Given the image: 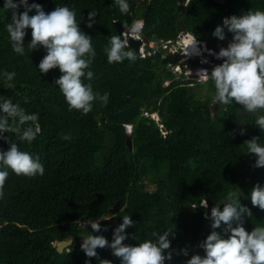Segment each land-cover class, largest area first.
Listing matches in <instances>:
<instances>
[{"label":"trees","instance_id":"16d2710c","mask_svg":"<svg viewBox=\"0 0 264 264\" xmlns=\"http://www.w3.org/2000/svg\"><path fill=\"white\" fill-rule=\"evenodd\" d=\"M34 2L46 13L62 5L75 9L77 21L81 18L78 27L92 39L95 50L89 65L94 74L93 91L107 90L109 96L107 104L94 99L87 114L69 110L54 84L59 70L42 74L35 69L45 52L27 46L30 29L25 30L24 55L13 53L4 28L11 11H0V70L16 74L12 88L0 77V96L19 104L26 113L35 112L40 128L30 143L3 133L8 142L0 138V150H6L14 140L21 151L44 166V174L33 177L9 170L5 195L0 199V264H85V260L93 264L80 249L79 240L90 233L110 241L124 215L133 221V226L125 229L128 244L151 238L152 231L168 230L173 231L170 248L177 253L187 248L189 253L211 230L205 216L213 206L222 208L226 193L235 187L242 193L240 203L252 214L244 219L245 230L264 225V211L253 207L247 198L253 185L264 184V167H253L254 157L246 154L243 144L253 136L264 143V130L255 125V115L239 104L213 103L211 81L189 86L180 80L182 75L174 80L162 51L147 58L133 52L134 62L107 61L105 48L109 37L117 33L113 22L129 27L141 17L145 4L140 7V0H128V12H121L116 0ZM146 4L150 8L143 18L142 35L147 40H175L184 30L217 46L231 37L226 32L225 40L218 41L211 35L223 18L248 10L264 11V0H188L183 11H177L178 0H148ZM92 10L96 23L88 28L85 22ZM165 80L169 81L166 87L162 85ZM204 88L207 96L199 91ZM135 105L140 110L132 120L108 118ZM152 113L157 114L159 124L146 116ZM122 124L132 125L129 136ZM160 126L167 133L162 134ZM240 128L244 135L239 134ZM147 183L154 186L153 191L146 189ZM202 200H206V208L201 207ZM116 202L119 210L112 223L106 218ZM85 220H97L106 230L92 232L80 224ZM63 239L73 241L58 253L54 242ZM96 251L102 260L119 264L107 247ZM188 258L175 254L165 264H184Z\"/></svg>","mask_w":264,"mask_h":264},{"label":"clouds","instance_id":"9594fccd","mask_svg":"<svg viewBox=\"0 0 264 264\" xmlns=\"http://www.w3.org/2000/svg\"><path fill=\"white\" fill-rule=\"evenodd\" d=\"M147 1L145 0L146 6L149 5L146 4ZM116 2L121 12H128V0H116ZM187 3L188 0L182 2L184 8ZM6 10L11 11L10 22L6 23L4 28L12 52L24 55L25 30L30 29L31 39L27 46L31 50L43 48L45 52L35 69L42 74L51 69L59 70L60 75L55 79L54 84L58 86L69 110L76 109L87 114L93 107L94 99L104 104L108 103L107 90L103 93L93 91L91 80L94 74L89 65L95 57V50L92 39L78 27L81 18L77 21L75 9L62 5L55 6L46 13L34 0L32 3H29V0H3L0 11ZM29 13L34 14L29 15ZM95 17L94 10L88 11L85 26L91 28L96 23ZM143 29L144 20L139 17L129 27H124L121 34L113 33L109 37L110 44L105 48L107 61L112 63L128 59L134 62L136 60L134 53L139 58L151 57L158 51L164 54V49H156L151 44L157 46L160 41H166V44L170 45L171 41L147 40L142 35ZM183 32L185 34L179 36V39L185 38L186 52L196 51L197 48L202 50L199 56L194 57L202 60V63L196 60L197 63L202 64L197 77L202 82L213 83L215 92L212 102L222 106L234 103L241 105L244 111L255 115L254 123L257 128L264 130V114H258V110H264V11L248 10L242 15L223 18L211 35L218 41L225 40L226 32L231 34V37L217 48L214 44L196 38L192 33L184 30ZM129 40L140 42L136 52L128 50V47L131 48ZM179 46L181 51L182 43ZM180 51L175 52L182 54L177 66L183 70L188 66L183 65V68H180L179 63L186 57ZM175 53L169 52L167 55ZM174 64H171V70ZM169 65L167 64V67ZM15 75V72L0 70V77L5 81L7 88L14 87ZM82 77L89 82H82ZM194 80L198 81L197 78ZM152 114H149L150 117L159 124V119L153 118ZM37 121L38 115L35 112L26 113L19 104L0 96V138L5 139L6 143L8 141L6 137H2L3 133H13L19 140L30 143L40 131ZM28 122H31V126H28ZM122 127L129 136L132 125L122 124ZM161 128L162 126L160 131ZM244 131L240 128L239 134L244 135ZM243 144L246 145V154L250 153L254 157L253 167H264V143H260L258 138L253 136ZM9 170L16 175L26 177L44 174V166L39 159L26 151H21L14 140L8 143L6 150H0V199L5 195V182ZM235 189L226 193V202L222 204V208L213 206L205 216L210 221L211 230L197 245L203 250L204 255L193 254L184 261V264H264V225L253 227L251 231L245 230L242 226L244 219L252 214L247 206L240 203L239 198L242 197V193L237 187ZM247 198L253 207L264 211V184L253 185ZM200 205L206 208V200H202ZM121 221L113 229L110 241L102 235L90 233L84 235L80 239L81 243L79 240V247L85 257H94L97 255L95 251L97 248L105 247L119 259V264H165L166 261L171 262L175 254L188 255L187 248H181L178 253L170 248L169 236L173 231L168 230L152 231L151 238L135 245L122 244V241L128 238L125 229L132 227L133 221L129 215H124ZM80 224H87L92 232L106 230L101 229L97 220H85ZM85 264L90 262L85 260ZM100 264H112V262L101 260Z\"/></svg>","mask_w":264,"mask_h":264},{"label":"water","instance_id":"95a60500","mask_svg":"<svg viewBox=\"0 0 264 264\" xmlns=\"http://www.w3.org/2000/svg\"><path fill=\"white\" fill-rule=\"evenodd\" d=\"M149 8H150V6L147 5L145 10L143 11V13L141 15L142 18L146 17V15L148 14ZM183 10H184V6L182 5V0H178L177 11H183ZM113 24H114V27H115L117 34H121V32L123 31V28H124L123 24L121 22H118V21L113 23ZM128 43H129L130 47L132 48V50L135 52L137 51V49L140 45V42H138V41L129 40ZM181 59H182V54L175 53V54L167 55L166 57H164L163 61L166 62L167 64L171 65V64H174L175 62H179ZM183 65L189 66V65H191V61L190 60H184L183 62L179 63L180 68H183ZM139 110H140L139 106H137V105L131 106L127 109L119 111L116 114L109 115L108 118L113 119V120L119 118L121 120L129 121L138 115ZM161 132L167 133L164 128H161ZM126 145H127L128 149H131V141L129 138L126 139ZM118 207H119V203L116 202L114 204V206L109 210V213L111 215L117 214V212L119 210ZM117 226L118 225H116V227ZM72 241H73L72 239L57 240L54 242V247L58 253H62L65 249H67L72 244ZM81 242L82 241L80 240V243ZM122 244H128L127 240L122 241ZM96 253H97V255L94 257H91V260H92L93 264H100V261L102 260V258L97 251H96ZM193 254H199L201 256L204 255L203 250L197 249V248H195L194 250H192L188 253L189 256H191Z\"/></svg>","mask_w":264,"mask_h":264},{"label":"rangeland","instance_id":"374dc122","mask_svg":"<svg viewBox=\"0 0 264 264\" xmlns=\"http://www.w3.org/2000/svg\"><path fill=\"white\" fill-rule=\"evenodd\" d=\"M141 2L139 3L140 4V6H143L144 4H145V0H140ZM185 33L183 32V31H179V35L177 36L176 35V39L175 40H170L171 41V44L170 45H168V44H166V41H160L159 42V45H154V44H151V46L153 45L156 49H164V54H163V56H162V58H164L169 52H172V53H175V52H178V51H180V46H179V44H181V40L182 39H179L180 37L179 36H183ZM177 39H178V42H177ZM214 47H216L217 48V45H214ZM214 47H212V48H214ZM202 51V50H201ZM184 60H190L191 61V65H189L188 67H185L183 70H180L179 68H178V66H177V63L178 62H175V64L173 65V68H172V70H171V66L172 65H169V67H168V69H169V71H171V73L174 75V80H179L180 79V76L181 77H183V78H181L180 80L181 81H184V82H188L189 83V86H192L193 85V83L195 82V83H197V82H201L202 83V81H200L199 80V78L197 77V72L199 71V69H201V67H202V64L201 63H197L196 62V60L197 59H195L194 57H192V58H186V57H184L183 58V60L182 61H184ZM204 60H207V59H204ZM197 61H202L201 59L200 60H197ZM167 68V67H166ZM178 68V69H177ZM175 70H179L178 72H175ZM181 74V75H180ZM194 74V75H193ZM188 75H190V76H188ZM195 78H197V80L198 81H195L194 79ZM169 84V81L168 80H165L164 82H163V86L164 87H166L167 85ZM199 91H201L202 92V94H206V96H207V91H206V89L204 88V89H200ZM145 115V114H144ZM149 114H147L146 116H148ZM156 115V116H155ZM150 116V115H149ZM153 118H155V119H158V116H157V114H152L151 115ZM147 186H146V189L147 190H149V191H153L154 190V186L153 185H150V184H146ZM107 220H111L112 219V223H115V220H113V218L110 216V217H107L106 218ZM86 226L87 227H90V226H88L87 224H86Z\"/></svg>","mask_w":264,"mask_h":264},{"label":"bare ground","instance_id":"6f19581e","mask_svg":"<svg viewBox=\"0 0 264 264\" xmlns=\"http://www.w3.org/2000/svg\"><path fill=\"white\" fill-rule=\"evenodd\" d=\"M181 43H182V45H183V48H182V50H181L180 52H182L183 55H185L187 58H192V57H196V56H199V55H200L201 50H199L198 48H197L196 51L188 50V51L186 52V50H185V38L182 40ZM201 63H202V61H201ZM177 69H178V68H177Z\"/></svg>","mask_w":264,"mask_h":264},{"label":"flooded vegetation","instance_id":"af4514ba","mask_svg":"<svg viewBox=\"0 0 264 264\" xmlns=\"http://www.w3.org/2000/svg\"><path fill=\"white\" fill-rule=\"evenodd\" d=\"M201 241H202V240H201ZM201 241H200V242H201ZM196 248H197V249H200L199 247H196Z\"/></svg>","mask_w":264,"mask_h":264},{"label":"built area","instance_id":"2783aa9c","mask_svg":"<svg viewBox=\"0 0 264 264\" xmlns=\"http://www.w3.org/2000/svg\"><path fill=\"white\" fill-rule=\"evenodd\" d=\"M124 36H125V34H124Z\"/></svg>","mask_w":264,"mask_h":264}]
</instances>
